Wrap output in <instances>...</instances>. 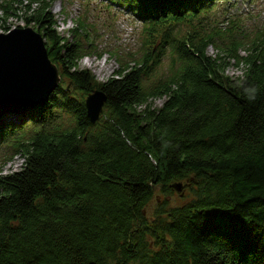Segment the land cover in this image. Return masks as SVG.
Returning <instances> with one entry per match:
<instances>
[{
  "label": "trees",
  "instance_id": "1",
  "mask_svg": "<svg viewBox=\"0 0 264 264\" xmlns=\"http://www.w3.org/2000/svg\"><path fill=\"white\" fill-rule=\"evenodd\" d=\"M54 1L0 0L3 15L43 35L60 75L44 105L0 116V144L23 158L0 172V264H264V25L249 34L216 16L208 26L216 0H124L141 23L140 53H115L119 68L99 81L78 67L100 55L80 37L84 22L68 41ZM92 88L107 97L93 123ZM184 189L186 201L170 204ZM156 190L164 197L149 214Z\"/></svg>",
  "mask_w": 264,
  "mask_h": 264
},
{
  "label": "rangeland",
  "instance_id": "2",
  "mask_svg": "<svg viewBox=\"0 0 264 264\" xmlns=\"http://www.w3.org/2000/svg\"><path fill=\"white\" fill-rule=\"evenodd\" d=\"M215 6L208 12V21L212 25V19L216 16L218 25H225L226 20H239V29L244 28L251 34L259 26L264 25V0H216ZM51 13L56 21V31L68 41H73L71 28L77 26L79 21L84 22L85 30H79V34L86 47L97 50V53L83 56L78 60L79 68L89 69L99 81H105L119 68V62L115 53L124 55L140 53L141 46V23L134 14L128 3L124 0H56L51 4ZM25 27L23 19L16 16H5L0 10V34L7 33L4 27ZM228 26V25H225ZM178 28V27H177ZM176 28V29H177ZM35 29V28H34ZM218 44L226 46L231 42L227 33L218 40ZM207 54L215 57L220 54L223 58L225 73L235 78L241 75V64L228 54L220 53L215 46L206 48ZM239 55H245V48H239ZM169 56L165 55L162 60V71L169 64ZM163 99L155 98L153 106H160ZM23 165L22 155L11 154L5 144H0V172L8 173L21 168ZM164 195L156 190L147 204V212L150 214L156 203ZM188 191L181 193L173 191L167 195L172 205H178L186 201Z\"/></svg>",
  "mask_w": 264,
  "mask_h": 264
},
{
  "label": "water",
  "instance_id": "3",
  "mask_svg": "<svg viewBox=\"0 0 264 264\" xmlns=\"http://www.w3.org/2000/svg\"><path fill=\"white\" fill-rule=\"evenodd\" d=\"M60 83L58 68L47 54L43 35L26 26L0 34V116L44 105ZM106 94L92 88L84 97L86 115L97 121Z\"/></svg>",
  "mask_w": 264,
  "mask_h": 264
},
{
  "label": "clouds",
  "instance_id": "4",
  "mask_svg": "<svg viewBox=\"0 0 264 264\" xmlns=\"http://www.w3.org/2000/svg\"><path fill=\"white\" fill-rule=\"evenodd\" d=\"M250 100H253L254 99V96H249L248 97Z\"/></svg>",
  "mask_w": 264,
  "mask_h": 264
}]
</instances>
